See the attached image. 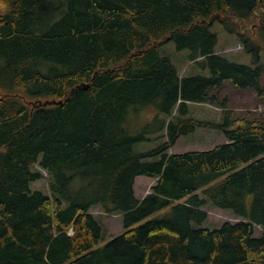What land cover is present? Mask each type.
Instances as JSON below:
<instances>
[{"label":"trees","instance_id":"trees-1","mask_svg":"<svg viewBox=\"0 0 264 264\" xmlns=\"http://www.w3.org/2000/svg\"><path fill=\"white\" fill-rule=\"evenodd\" d=\"M0 10V264H264V123L232 117L226 100L217 123L187 104H216L227 82L264 94V0H0ZM214 23L254 67L216 53ZM168 43L202 73L180 78ZM145 110L154 126L133 133L129 118ZM198 128L226 142L168 154ZM154 134L156 148L136 150ZM36 166L49 194L30 188ZM140 176L155 180L141 201ZM95 206L122 225L100 248ZM205 207L241 220L202 227Z\"/></svg>","mask_w":264,"mask_h":264},{"label":"rangeland","instance_id":"rangeland-1","mask_svg":"<svg viewBox=\"0 0 264 264\" xmlns=\"http://www.w3.org/2000/svg\"><path fill=\"white\" fill-rule=\"evenodd\" d=\"M1 11V10H0ZM259 22H255L254 26L258 28ZM253 26V27H254ZM253 27L248 31L253 30ZM210 31L217 37L216 53L234 61L239 64L253 66L254 61L251 56L246 54L243 50L242 44L235 37L227 34L218 23H214ZM162 53L168 55L174 65L179 67L180 75L183 73H198L200 67L194 65V62L187 61V51H175L174 44L168 43L163 46ZM184 60L188 63L184 64ZM192 63V64H191ZM191 64V65H190ZM260 64L264 68V53L260 56ZM178 71V70H177ZM260 86L264 89V71L260 77ZM218 102L216 104H199L192 103L195 105L190 106V115L198 120L210 121L213 123L221 122L223 117L224 109L221 107L223 100H226L227 108L232 113V117L238 119H246L248 121L259 120L264 123V94L260 97L257 96V92L253 89H236L229 82L224 83L216 93ZM151 113L145 111H138L134 116L129 118L130 130L133 133H139L142 127H146L148 124L151 126L153 122L151 119ZM144 132L146 131L143 129ZM142 130V131H143ZM154 134L149 136L150 141L140 143L136 145L137 151H147L158 146L159 140H156ZM224 136L215 129L198 128L196 132L187 136L179 138L175 145L168 151V154L181 153L186 151H203L210 150L225 142ZM36 170L40 171L42 178L38 181L33 182L30 185L32 191H42L43 193L49 194L48 188V174L36 166ZM155 185V180L138 177L134 184V194L138 200L143 199L146 195L151 192V187ZM203 210L207 214V220L202 225L208 229H218L223 224H235L241 219L235 217L228 211L216 209L214 207H205ZM90 214L97 218L102 224L104 235L100 243L95 248L103 247L111 239L117 237L122 233V225L120 215H109L102 211L100 206H95L90 209ZM260 228L255 227V237H259Z\"/></svg>","mask_w":264,"mask_h":264},{"label":"crops","instance_id":"crops-1","mask_svg":"<svg viewBox=\"0 0 264 264\" xmlns=\"http://www.w3.org/2000/svg\"><path fill=\"white\" fill-rule=\"evenodd\" d=\"M192 64V63H191ZM190 64V65H191ZM175 67H176V69L178 70V75H179V77L181 78L182 77V75H180V73H179V67H177V65H175ZM198 104V103H197ZM200 104H202V103H200ZM225 140V139H224ZM225 143V142H224ZM223 144V143H222ZM186 152H189V151H186ZM181 153H183V152H181Z\"/></svg>","mask_w":264,"mask_h":264},{"label":"water","instance_id":"water-1","mask_svg":"<svg viewBox=\"0 0 264 264\" xmlns=\"http://www.w3.org/2000/svg\"><path fill=\"white\" fill-rule=\"evenodd\" d=\"M46 103H47V104H55V102H49V101H47V102H45V104H43V105H46Z\"/></svg>","mask_w":264,"mask_h":264}]
</instances>
